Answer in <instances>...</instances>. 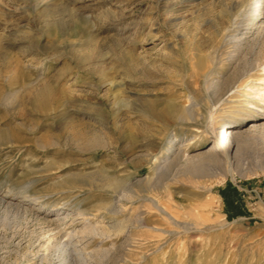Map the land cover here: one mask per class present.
<instances>
[{
    "label": "rangeland",
    "instance_id": "rangeland-1",
    "mask_svg": "<svg viewBox=\"0 0 264 264\" xmlns=\"http://www.w3.org/2000/svg\"><path fill=\"white\" fill-rule=\"evenodd\" d=\"M252 2L0 0V264H264Z\"/></svg>",
    "mask_w": 264,
    "mask_h": 264
},
{
    "label": "bare ground",
    "instance_id": "bare-ground-1",
    "mask_svg": "<svg viewBox=\"0 0 264 264\" xmlns=\"http://www.w3.org/2000/svg\"><path fill=\"white\" fill-rule=\"evenodd\" d=\"M253 2V4H249L248 6H250L251 8L247 11L246 10V12H245V14H244V17L243 18H245V16H247V15H249L250 17H252L253 18V16H254V14H253V12L255 13V11H256V9L255 8H257L258 7V4L261 2V0H252ZM263 2H264V0H263ZM256 4H257V6H256ZM239 20V19H238ZM244 20V19H243ZM244 22L240 19L238 22H236V21H234V24L232 25V28H231V31H232V35H227V36H229L228 38L229 39H235V38H237V36H238V34L240 33V29H242V28H244V26H246V25H244L243 24ZM243 26V27H242ZM242 27V28H241ZM226 30V29H225ZM262 30H264V26L262 27ZM228 30H226V32H227ZM230 31V30H229ZM228 34V33H227ZM231 34V33H230ZM226 35V34H225ZM260 92H262V91H260ZM229 125H227V129L226 130H222L220 133H219V135H214L215 137H214V139H215V144H214V146H212L209 150H208V154L209 155H217L218 153H221L223 156H224V159H226V163H227V166L230 164V155H231V153H232V148H233V146H232V142H231V140L229 139V137L231 136V134L229 135V133L230 132H228L229 130V128H230V126L228 127ZM229 135V136H228ZM116 193V192H115ZM1 204L2 205H5L6 206V208H10L11 207V205L12 204H10V203H6L5 201H3V202H1ZM27 204H31V203H29V200H27ZM26 204V205H27ZM15 206V205H14ZM111 208L110 209H108V211L109 212H114L115 210H114V206H110ZM5 208V209H6ZM17 208H19V207H17ZM16 209V208H15ZM18 211H19V209H18ZM116 212V211H115ZM79 216H81L82 218H84V216H85V213L83 214L82 212H80L79 214H78ZM110 229V227L109 226H104L103 227V229H102V232L103 231H108ZM90 232H92V234H95L96 233V231H99L97 228H93V229H90L89 230ZM100 231H101V229H100ZM105 233V232H104Z\"/></svg>",
    "mask_w": 264,
    "mask_h": 264
}]
</instances>
